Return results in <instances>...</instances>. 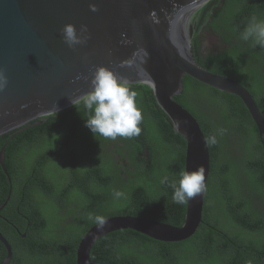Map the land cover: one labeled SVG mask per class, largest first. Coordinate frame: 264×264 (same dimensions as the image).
I'll list each match as a JSON object with an SVG mask.
<instances>
[{
  "label": "trees",
  "instance_id": "trees-1",
  "mask_svg": "<svg viewBox=\"0 0 264 264\" xmlns=\"http://www.w3.org/2000/svg\"><path fill=\"white\" fill-rule=\"evenodd\" d=\"M253 15L264 19V0H209L196 13L191 49L199 65L243 84L264 115V47L240 38ZM205 33L218 38L207 48ZM183 81L174 99L196 117L207 139L216 136L215 144L208 143L203 221L182 241L112 231L94 244L93 261L264 264V136L240 97L189 75ZM130 86L144 116L137 137L94 136L85 127L89 112L81 100L43 123L0 136L10 177L0 164V205L7 201L0 232L12 248L10 264H76L78 244L95 225L90 215L183 225L187 203L173 201L171 185L185 171L186 140L148 84ZM113 190L121 198L114 199ZM6 256L0 240V263Z\"/></svg>",
  "mask_w": 264,
  "mask_h": 264
},
{
  "label": "water",
  "instance_id": "water-1",
  "mask_svg": "<svg viewBox=\"0 0 264 264\" xmlns=\"http://www.w3.org/2000/svg\"><path fill=\"white\" fill-rule=\"evenodd\" d=\"M208 1L0 0V71L8 79L0 90V136L28 123H43V117L80 101L91 90L95 68L105 66L130 83H145L153 89L173 125L181 122L178 132L187 143L185 171L203 165L207 185L211 171L207 138L196 117L174 99L182 93L186 75L240 97L264 136V115L248 89L234 78L209 71L193 56L196 13ZM91 3L97 4L99 11L92 12ZM68 23L75 25L78 33L81 25H87V44L70 48L64 42L61 30ZM212 37L217 41L216 35ZM124 39L130 43H122ZM141 49L149 53L145 64L134 56ZM126 60L135 63L131 68L121 67ZM5 149L6 143L0 150V164L10 180ZM205 192L187 202L182 226L133 215L108 217L102 231L95 224L78 244L76 264H103L91 259V250L99 238L120 229H134L161 241L187 239L203 221ZM6 202L0 205V212ZM0 240L7 249L0 264H10L11 245L1 232Z\"/></svg>",
  "mask_w": 264,
  "mask_h": 264
},
{
  "label": "clouds",
  "instance_id": "clouds-1",
  "mask_svg": "<svg viewBox=\"0 0 264 264\" xmlns=\"http://www.w3.org/2000/svg\"><path fill=\"white\" fill-rule=\"evenodd\" d=\"M92 12L99 11L97 4H89ZM153 18L155 12L150 14ZM64 42L70 47L87 44L90 33L87 25H81L79 33L76 26L68 23L62 28ZM124 36V34H121ZM244 41H251L255 46L264 47V19L253 15L249 18L244 31L240 34ZM122 43H130L124 39ZM149 53L146 49H141L134 53L145 64ZM134 60L121 62V67L131 68ZM8 83L7 76L0 71V90H3ZM91 90L81 99L84 107L88 110L89 116L85 120L87 127L94 136L99 135L105 139L115 140L118 137L133 138L141 133L144 120L143 110L137 103V92L134 91L130 82L119 76L116 72L105 66L95 68L90 81ZM74 101L72 100V103ZM177 131L180 130L181 122H174ZM221 133L223 130H220ZM206 143L215 144L216 136H210ZM173 189V201L177 204H185L197 195L207 190L205 183V168L200 165L194 171H181L178 182L171 185ZM113 198L119 199L123 195L119 190H113ZM97 226L98 230H103L107 225V218L101 215L89 216Z\"/></svg>",
  "mask_w": 264,
  "mask_h": 264
},
{
  "label": "rangeland",
  "instance_id": "rangeland-1",
  "mask_svg": "<svg viewBox=\"0 0 264 264\" xmlns=\"http://www.w3.org/2000/svg\"><path fill=\"white\" fill-rule=\"evenodd\" d=\"M203 40H204V42H208L209 43V45H207V47L211 46V42L212 43L214 42L213 37H212V34H210V33H205L204 34V37H203Z\"/></svg>",
  "mask_w": 264,
  "mask_h": 264
}]
</instances>
